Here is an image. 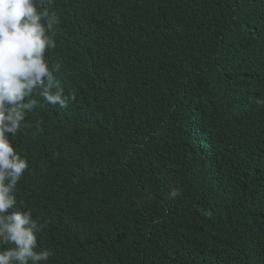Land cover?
<instances>
[{"label":"trees","instance_id":"16d2710c","mask_svg":"<svg viewBox=\"0 0 264 264\" xmlns=\"http://www.w3.org/2000/svg\"><path fill=\"white\" fill-rule=\"evenodd\" d=\"M37 5L76 97L10 134L40 264H264V0Z\"/></svg>","mask_w":264,"mask_h":264},{"label":"clouds","instance_id":"9594fccd","mask_svg":"<svg viewBox=\"0 0 264 264\" xmlns=\"http://www.w3.org/2000/svg\"><path fill=\"white\" fill-rule=\"evenodd\" d=\"M56 23L37 0H0V246L11 245L0 249V264H40L53 256L50 249L36 251L37 233L45 224L33 218L31 209L17 208V185L29 164L10 134L26 126V114L38 105L34 95L60 108L76 99L73 93L65 95L46 57L56 47ZM256 103L264 106V99Z\"/></svg>","mask_w":264,"mask_h":264}]
</instances>
